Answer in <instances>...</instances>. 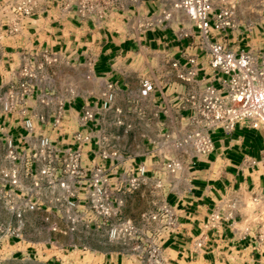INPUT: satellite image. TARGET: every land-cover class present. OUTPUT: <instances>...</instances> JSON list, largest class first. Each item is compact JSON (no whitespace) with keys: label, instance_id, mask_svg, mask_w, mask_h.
<instances>
[{"label":"crops","instance_id":"obj_1","mask_svg":"<svg viewBox=\"0 0 264 264\" xmlns=\"http://www.w3.org/2000/svg\"><path fill=\"white\" fill-rule=\"evenodd\" d=\"M41 9L25 18L24 28L15 35H7L0 28V90L19 79L22 58L35 60L41 50L57 51L63 59L46 81V90L56 95L51 106L62 102L66 109L62 127L35 122L36 134L50 136L59 148L74 147L71 132L78 129L77 120L85 104L95 108L97 134L106 136L118 151V159H105L114 189L121 186L128 165L144 162L152 173H161V162L144 151L149 148L148 137L165 129L169 113L186 114L178 110L175 95L185 89L176 77L171 62L187 63L194 56L198 63L197 78L220 85L226 75L216 73L208 64V54L194 24L184 15L175 14L153 29H142L140 23L155 10L157 0H141L130 11L111 13L99 20H79L60 15L59 0H36ZM213 13L224 5H234V24L223 29H212L209 40L222 42L238 54L251 50L255 55L264 52V0H211ZM187 32L189 35H184ZM92 59V60H90ZM88 62H90L88 64ZM78 65L89 66L99 87L95 93L82 91L68 97L62 80L64 70ZM51 71V70H50ZM48 70L44 74H47ZM151 76L155 88L147 97L139 95L140 79ZM106 83L114 86L113 107L105 110L100 92ZM61 95V96H60ZM27 106L36 113L50 115L51 107L39 103L37 90L27 98ZM114 107L122 110L116 114ZM122 120L121 125L115 119ZM17 113L0 110V157L4 153L5 138L17 142L25 133ZM60 129V132L57 130ZM213 149L204 156L194 157L191 166L180 174L185 178V189L175 193L168 181L159 188L147 181L134 192L115 191L122 199L123 217L137 220L143 211L157 205L158 195L174 205L176 224L162 234L161 264H264V245L241 238L228 223L219 228H207L205 223L214 203L232 189L264 191V164L259 162L264 148V131L236 124L230 131L215 129L211 133ZM94 143L84 145L82 163H90ZM162 176V175H161ZM179 175H176L178 178ZM44 207L28 213L22 237H10L0 243V256L5 261L34 257L54 258L58 264H147L129 249L106 239L103 231L92 226L78 225L74 231H50L49 222L42 220L49 214ZM65 228L62 220L54 218ZM204 234L201 246L195 239Z\"/></svg>","mask_w":264,"mask_h":264},{"label":"built area","instance_id":"obj_2","mask_svg":"<svg viewBox=\"0 0 264 264\" xmlns=\"http://www.w3.org/2000/svg\"><path fill=\"white\" fill-rule=\"evenodd\" d=\"M140 2L59 0L58 16L99 20L111 13L130 11L129 5L137 6ZM39 9L36 0H0V28L7 35H15L23 30L25 18ZM175 14L184 15L194 24L207 50L209 66L226 78L218 77V86L197 78L199 67L194 56H189L185 64L177 60L170 63L176 77L185 84V89L175 95L176 108L187 113L164 110L170 125L148 137L150 146L144 153L161 162V173L148 175L143 161L128 165L117 189L111 181L110 167L104 161L110 159V166L115 167L111 162L119 154L106 136L96 133L94 107L89 104L83 107L77 120L78 129L71 132L74 147L61 149L49 135L35 133V122L50 124L53 129L64 123L63 103L51 106L56 95L49 93L45 86L46 81H52L56 66L64 63L61 54L44 49L35 60L22 58L19 79L0 90V110L17 113L25 130L17 142L5 138L4 153L0 157V243H6L10 237L21 238L27 214L44 207L49 214L43 215L42 220L49 222L50 231H74L78 225L92 226L96 231H103L108 241L122 244L147 264H161L160 240L165 231L175 227L174 205L161 193L154 209L141 212L133 220L122 216V199L115 191L134 192L147 181L161 188L165 179L168 188L178 194L186 185L180 174L192 165L194 157L204 156L213 149L211 133L215 129L230 131L241 123L264 131V52L258 56L251 50L236 54L222 42L209 40L213 28L233 26L234 5H224L213 13L211 0H157L155 10L140 27L153 29ZM77 66L71 65L72 69L81 70ZM46 70L48 73L44 74ZM84 73L85 78L95 79L89 66ZM140 84L141 97H147L155 88L151 76H143ZM35 89L39 103L51 107L50 115L33 112L27 106V98ZM100 96L103 108L111 109L115 98L113 84L106 83ZM62 97L68 96L65 93ZM113 110L116 114L122 112L117 107ZM115 124L121 125L122 120L116 118ZM90 142L94 143L93 157L90 163L83 164V147ZM259 162L264 164V148ZM54 218L62 220L66 227H61ZM223 223H228L241 238L248 237L254 246L264 245V191L224 192L215 201L205 226L217 229ZM203 237L204 234L196 237L197 247L201 246Z\"/></svg>","mask_w":264,"mask_h":264},{"label":"rangeland","instance_id":"obj_3","mask_svg":"<svg viewBox=\"0 0 264 264\" xmlns=\"http://www.w3.org/2000/svg\"><path fill=\"white\" fill-rule=\"evenodd\" d=\"M85 69L75 70L68 69L64 70V77L66 80H62L65 84L66 95L71 96L74 93H81L82 91L87 94L95 93L99 87V83L93 78H85ZM0 264H58V261L54 258H46L39 256L34 257L32 254L25 259H15L11 261H5V257L0 256Z\"/></svg>","mask_w":264,"mask_h":264}]
</instances>
